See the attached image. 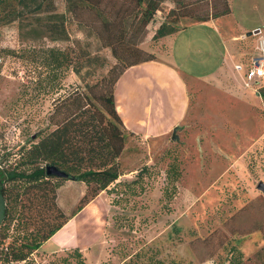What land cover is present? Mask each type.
Listing matches in <instances>:
<instances>
[{"label": "rangeland", "instance_id": "obj_1", "mask_svg": "<svg viewBox=\"0 0 264 264\" xmlns=\"http://www.w3.org/2000/svg\"><path fill=\"white\" fill-rule=\"evenodd\" d=\"M191 1L162 0L146 25L141 19L146 3L111 2V10L119 9L128 16L124 23L127 40L141 50L131 58L167 59L158 30L165 25L178 31L200 21L182 13L180 4ZM224 2L203 1L196 12L214 13ZM230 2L232 12L215 25L231 54L226 70L215 65L225 45L219 47L213 27L206 29L208 44L188 32H183L178 43L177 33L168 40L176 53L180 41H186L189 61L197 62L187 65L188 69L202 77L215 76L207 84L210 88L226 89L228 83L238 82L245 93L241 89L234 102L217 89L194 91L187 117L165 137L143 138L124 130L127 141L118 159L122 175L78 219L86 224L77 230L91 236L83 245H93L86 256L82 253L79 258L72 251H34L26 261L6 260L10 242L30 240L35 233L33 226L17 221L18 208L17 219L8 221L0 235V264H83V260L85 264H264V192L258 189V183L264 182V144L254 139L264 131V103L258 94L264 78L247 86L236 69L237 64L249 67L251 58L259 53L256 47L264 36V0ZM55 4L67 16V39L34 37L31 19L22 26L18 21L0 25V164L4 169L18 166L23 149L27 151L57 128L75 98H93L92 92L100 91L103 81L110 82L120 70L112 48L103 45L94 29L88 33L85 23L66 12V0H55ZM84 16L87 21L95 19L93 26L102 20L99 14L86 12ZM257 29L263 33L233 41L237 39L233 35ZM196 49L201 53L194 56ZM51 50L67 52L71 65L51 66ZM88 56H98L97 61H87ZM71 62L91 65L83 66L79 75ZM217 73H225L232 82L223 75L216 77ZM52 181L57 204L66 216L71 215L79 204V183L51 176ZM9 186L23 200L27 198L26 180L8 182ZM36 209L33 221L38 224ZM46 213L50 228L66 217L53 213L52 219L51 211Z\"/></svg>", "mask_w": 264, "mask_h": 264}, {"label": "trees", "instance_id": "obj_2", "mask_svg": "<svg viewBox=\"0 0 264 264\" xmlns=\"http://www.w3.org/2000/svg\"><path fill=\"white\" fill-rule=\"evenodd\" d=\"M114 1L116 0H66V12L76 17L82 24L85 23L88 33L90 29H94L95 35L103 45L112 48L114 55L119 58L117 64L120 68L119 72L110 82L108 79L105 83L103 81L102 89L95 93L92 92L93 98L76 95L78 97L72 103V108L64 111L65 116L58 121L57 128L30 146L27 151L23 149V160L18 163V166L4 169L0 164V187L7 200V218L0 226V235L8 221L11 223L17 219L15 212L18 208L20 211L17 216L20 218L17 221L33 226L32 229L35 231L30 240H21L18 244L16 240L10 242L11 249L7 248L5 259L12 263L26 261L29 254L38 250L46 240L67 223L72 215L79 212L122 175L118 159L124 150L127 137L116 107L115 85L128 67L153 59L150 57L131 58L133 53H140L141 50L136 45L131 46L130 41L128 42L124 28L128 16L119 9L111 10L110 5ZM136 1L139 5L146 3V9L141 17L145 25L153 19L162 2V0ZM203 1L209 3L210 0H193L189 4L181 3L183 15L206 21L232 12L230 0H225L222 6L215 7L214 13L208 10L206 14H200L196 12V8L203 5ZM86 12L91 16L100 15L102 20L99 26L92 25L96 24L95 19L91 18V21H87L84 18ZM66 17L65 13L57 11L55 0H0V25L18 21L22 26L24 20L31 19L35 22L32 28L35 33L32 34L34 37L47 36L53 40L67 39ZM176 32L163 25L158 30L157 38H164ZM51 51V66L59 67L63 63L71 65L67 52ZM97 58L98 56H88L87 61H97ZM71 63L73 70L79 75H81L83 66L91 65L82 62ZM258 94L264 103V86L259 89ZM45 164H55L69 173V177L65 179L83 181L87 186L84 196L69 216H66L57 204L56 184L51 182V176L46 175ZM22 180L28 183L25 189L27 192L25 200L21 198L20 192L14 191V187H8V182ZM34 208H37L36 217L40 221L38 224L33 221ZM47 211H51V218L53 213H57L58 216H55L58 218L60 215L66 217L62 221L54 222L50 228ZM80 249L75 248L72 253L82 258ZM84 262L83 260L82 263L85 264Z\"/></svg>", "mask_w": 264, "mask_h": 264}, {"label": "crops", "instance_id": "obj_3", "mask_svg": "<svg viewBox=\"0 0 264 264\" xmlns=\"http://www.w3.org/2000/svg\"><path fill=\"white\" fill-rule=\"evenodd\" d=\"M222 17L193 22L176 32L177 43L180 40L179 38L183 36V32H188L195 36L196 39L208 44L210 34L206 29L209 28L212 30L211 27H213V32L215 33L214 39L217 44L219 47L223 45L226 47L223 48L222 52L220 51V57H213V62L216 58L215 65H218L217 67L220 66L218 69L220 71H224L228 68V54L231 56L229 53V47L225 42L226 39L223 38L220 30L217 31L215 26L217 25V20L220 18L224 19ZM257 30L259 31L261 29ZM176 33L168 35L163 39V43H165L164 52L165 56H168L167 59L164 57L162 59H153L132 65L124 71L115 85L114 94L117 111L123 121L125 129L129 133H133L143 138L168 136L171 133H174L187 117L192 104V95L194 91L202 92L209 89L216 91L217 89L214 87L210 88V86L207 85L209 80H211L210 78L215 76L210 75L202 77L197 75L194 70L188 69L187 65L196 61H189L190 54L184 49L186 41L184 42L181 40L177 53L175 52V49L172 52L168 39ZM248 34L249 33L245 34V32H243L239 35H233L237 38L233 39V41L239 40L238 38ZM189 46L192 48V44H189ZM200 53L201 52L198 49L193 50L194 56ZM221 75L225 76L226 80L232 82L231 78L225 73H219L216 77ZM236 83H228L226 89L223 87L218 88L217 90L221 92V95H225L226 98L235 102L236 98L240 97L239 93L241 89L244 93L246 91L242 88L241 84L238 82ZM219 98L221 101V96H219ZM255 136L257 137L254 139L257 138L264 144V131ZM261 156H264V154ZM69 181L79 183L80 190L77 197L78 202H80L87 190L85 182L74 180ZM82 185H84V189H82ZM99 197H101L100 193L87 203L79 212L72 215L67 223L46 240L36 251H48L50 253L58 252L61 254L67 251H73V249L79 247L81 248V253L86 256L85 251L89 249L90 252L93 245L90 247L83 245V240L88 237H90L91 240V236L85 231V234H83L81 231L77 230V227L81 228L82 225L86 224V222L78 219H80L87 210L93 207L95 200ZM89 213L93 214L94 210L89 211ZM65 231H67V234L64 235ZM77 232L79 233L78 235Z\"/></svg>", "mask_w": 264, "mask_h": 264}, {"label": "built area", "instance_id": "obj_4", "mask_svg": "<svg viewBox=\"0 0 264 264\" xmlns=\"http://www.w3.org/2000/svg\"><path fill=\"white\" fill-rule=\"evenodd\" d=\"M258 34H262V31L259 30ZM256 50H258L259 53L251 58L249 67L247 66L245 67L243 64L236 65V69L243 77V80L247 86H250L253 83H256L260 79L264 78V36L263 35H261L259 38V44L257 45Z\"/></svg>", "mask_w": 264, "mask_h": 264}, {"label": "water", "instance_id": "obj_5", "mask_svg": "<svg viewBox=\"0 0 264 264\" xmlns=\"http://www.w3.org/2000/svg\"><path fill=\"white\" fill-rule=\"evenodd\" d=\"M255 33H258V30L255 32H250L248 35H252ZM46 173L48 176H55L58 178H68L69 177V173L67 171L59 168L55 164H48L46 166ZM258 189L264 192V182L263 181H260L258 183ZM5 213H6V201H5V197L2 193V191L0 189V223L3 220Z\"/></svg>", "mask_w": 264, "mask_h": 264}, {"label": "flooded vegetation", "instance_id": "obj_6", "mask_svg": "<svg viewBox=\"0 0 264 264\" xmlns=\"http://www.w3.org/2000/svg\"><path fill=\"white\" fill-rule=\"evenodd\" d=\"M47 165H48V164H45V173H46V166H47ZM46 175H47V173H46ZM47 176H48V175H47ZM53 177H55V176H53ZM0 189H1V187H0ZM5 201H6V209H7V200L5 199ZM6 218H7V211H6V213H5V216H4L3 220H2V222L0 223V226L2 225L3 221L6 220Z\"/></svg>", "mask_w": 264, "mask_h": 264}]
</instances>
